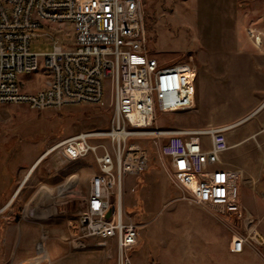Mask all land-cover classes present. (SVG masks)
Listing matches in <instances>:
<instances>
[{"label": "rangeland", "instance_id": "1", "mask_svg": "<svg viewBox=\"0 0 264 264\" xmlns=\"http://www.w3.org/2000/svg\"><path fill=\"white\" fill-rule=\"evenodd\" d=\"M142 2L149 54L160 63H189L195 70L192 108L159 114L155 125L227 127L229 149L223 160L228 167L241 171L243 212L239 216L192 203L188 192L171 177L168 158L159 154L150 137H142L138 143L148 152V166L139 176H128L124 183L126 219L138 225L137 242L131 252L133 262L264 264V241L254 246L245 243L240 253L230 249L233 237L248 233L249 216L264 239V104L251 115L264 100V38L261 45L255 46L249 35V19L256 13L262 17L264 33V0ZM65 32L51 31L53 38L40 35L31 39L30 50L40 53L39 70L17 76V82L28 91L39 89L49 77L43 53L51 51L55 41L70 39ZM111 122L108 92L100 105L47 110L3 105L0 188L13 186L16 177L28 173L34 160L58 141L80 132L107 129ZM95 172L90 156L69 161L57 149L50 152L33 169L28 182L38 177L40 181H58L60 188L65 186L66 192L59 195L64 219L55 230L24 235L22 245L17 247V234L5 236L4 228L17 223L18 218H0V264H115L112 240L88 239L79 247L70 241L77 235L83 197ZM34 237L33 249L28 251L26 245ZM10 238L14 240L12 245L5 243Z\"/></svg>", "mask_w": 264, "mask_h": 264}, {"label": "built area", "instance_id": "2", "mask_svg": "<svg viewBox=\"0 0 264 264\" xmlns=\"http://www.w3.org/2000/svg\"><path fill=\"white\" fill-rule=\"evenodd\" d=\"M144 18L142 0H0V108L61 109L103 104L106 92L111 98L107 129L70 135L45 152L57 149L69 161L93 159L96 172L70 241L79 247L88 239L112 240L115 264H134L138 225L126 219L124 183L148 166V152L138 143L142 137H150L168 158L171 177L192 203L239 216L243 212L241 171L222 158L229 149L227 127L155 125L159 114L192 108L195 70L189 63H160L149 54ZM51 31H66L70 39L55 41L43 53L49 77L28 91L17 76L39 70L40 53L30 50V41L40 35L53 38ZM249 35L255 46L262 44L263 32L250 28ZM246 221L248 233L232 239L234 253L242 252L245 243L264 241L253 219Z\"/></svg>", "mask_w": 264, "mask_h": 264}, {"label": "crops", "instance_id": "3", "mask_svg": "<svg viewBox=\"0 0 264 264\" xmlns=\"http://www.w3.org/2000/svg\"><path fill=\"white\" fill-rule=\"evenodd\" d=\"M253 12L255 11L253 10ZM249 22V28L262 31V17L259 14L256 13L255 18L253 17L249 19ZM263 38L264 37L262 36V42ZM263 104L264 100L251 115L256 113ZM251 115H249V117ZM44 154L45 152L41 153L39 157L34 160L29 175L28 173L30 170L27 171L28 173L25 175L16 177V183L13 186L10 185L5 189L0 188V218L9 221L12 218H18L17 223L4 228V235L7 236L9 234L10 236H16L17 234L19 238L17 241V247L22 245L21 238L24 235L35 236V231L37 233V230H41L42 232L44 230H55L58 223L64 219L63 213L65 212L61 211L59 208L60 203L63 201L60 200L59 195L66 192L64 189L65 186L63 185L64 187L62 186L60 188L58 181L52 179L50 181H40L38 177L33 178L31 183L28 182L33 169L48 155L42 157ZM29 187L33 188L32 191H30L31 189H28ZM35 239L36 237L28 243L29 245H26L28 251L33 249ZM13 242V238H10L9 240L5 239V243L9 245H12Z\"/></svg>", "mask_w": 264, "mask_h": 264}, {"label": "bare ground", "instance_id": "4", "mask_svg": "<svg viewBox=\"0 0 264 264\" xmlns=\"http://www.w3.org/2000/svg\"><path fill=\"white\" fill-rule=\"evenodd\" d=\"M52 150V149H51ZM51 150H48L47 152H45V154L42 156V157H44L45 155H47V154H49L50 152H51ZM30 172H31V170H30ZM30 172H29V174H30ZM28 174V175H29Z\"/></svg>", "mask_w": 264, "mask_h": 264}, {"label": "water", "instance_id": "5", "mask_svg": "<svg viewBox=\"0 0 264 264\" xmlns=\"http://www.w3.org/2000/svg\"><path fill=\"white\" fill-rule=\"evenodd\" d=\"M109 215H110V212H109V213H107L106 217H109Z\"/></svg>", "mask_w": 264, "mask_h": 264}]
</instances>
